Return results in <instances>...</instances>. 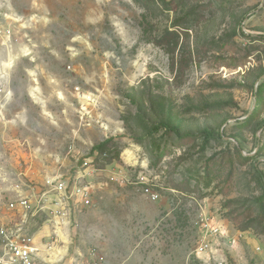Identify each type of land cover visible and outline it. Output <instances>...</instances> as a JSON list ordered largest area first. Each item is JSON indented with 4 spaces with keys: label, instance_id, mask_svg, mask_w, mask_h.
Returning <instances> with one entry per match:
<instances>
[{
    "label": "rangeland",
    "instance_id": "rangeland-1",
    "mask_svg": "<svg viewBox=\"0 0 264 264\" xmlns=\"http://www.w3.org/2000/svg\"><path fill=\"white\" fill-rule=\"evenodd\" d=\"M167 1L0 0V229L36 237L31 264H264V0ZM85 170L66 224L9 208Z\"/></svg>",
    "mask_w": 264,
    "mask_h": 264
},
{
    "label": "built area",
    "instance_id": "built-area-1",
    "mask_svg": "<svg viewBox=\"0 0 264 264\" xmlns=\"http://www.w3.org/2000/svg\"><path fill=\"white\" fill-rule=\"evenodd\" d=\"M88 176L89 172L85 170V172H80L73 181L62 179L59 176L48 177L44 184V192L37 201L36 207H32L31 200L24 196L10 201L9 208L20 212L23 217L22 221L28 219L29 213L34 208V214L39 210H48L56 225L66 224L72 205L80 209L88 207L92 202L94 189ZM198 224L202 237L195 248V254L202 259L206 254L211 256L214 251L215 238L223 234L221 228L213 226L206 217H202ZM0 240V264H31L38 255L36 237L24 230L23 226L1 227ZM216 262V264H226L224 259Z\"/></svg>",
    "mask_w": 264,
    "mask_h": 264
},
{
    "label": "trees",
    "instance_id": "trees-1",
    "mask_svg": "<svg viewBox=\"0 0 264 264\" xmlns=\"http://www.w3.org/2000/svg\"><path fill=\"white\" fill-rule=\"evenodd\" d=\"M136 2L140 3L144 9H149L151 6H155L157 9L162 10H170L171 9V2L167 0H136ZM189 16V15H188ZM144 18H148L147 15H144ZM190 20V17H188ZM185 19V20H188ZM182 20H175L173 22V25L171 27H177L181 28L183 27ZM156 44L160 45L164 50L170 54L174 53L175 48L178 45L179 42V35L177 33V30H172L170 28H166L165 30L161 31L156 38H155ZM172 60L174 58L172 57ZM174 65V63H173ZM110 138L105 139L104 141L94 145L92 150H96L98 148H102L107 142H109Z\"/></svg>",
    "mask_w": 264,
    "mask_h": 264
}]
</instances>
